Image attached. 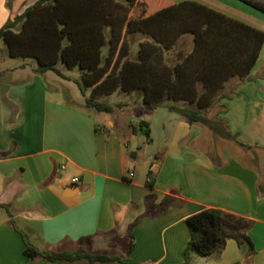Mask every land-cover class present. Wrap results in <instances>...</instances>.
Here are the masks:
<instances>
[{"label":"crops","instance_id":"0c3cea01","mask_svg":"<svg viewBox=\"0 0 264 264\" xmlns=\"http://www.w3.org/2000/svg\"><path fill=\"white\" fill-rule=\"evenodd\" d=\"M37 1L0 0V29ZM139 1L146 16L194 1L264 32V15L232 0ZM31 73L26 81H16L14 69L0 73V264H31L20 232L40 251L92 254L117 249L127 235L125 256L132 234L133 261L182 264L191 239L186 219L206 209L251 220L255 254L228 240L220 253L194 254L190 264H264V45L251 72L256 80L222 101L221 118L236 136V142L221 140L228 149H216L211 133L167 107L132 120L124 131L106 113L51 99L44 75ZM142 121L149 139L131 132L130 125ZM74 178L80 182L73 184ZM150 193L158 202L175 193L181 206L146 217Z\"/></svg>","mask_w":264,"mask_h":264},{"label":"trees","instance_id":"16d2710c","mask_svg":"<svg viewBox=\"0 0 264 264\" xmlns=\"http://www.w3.org/2000/svg\"><path fill=\"white\" fill-rule=\"evenodd\" d=\"M240 1L264 14V0ZM138 5L143 11L133 17ZM145 12L139 0H38L0 29V41L10 58L34 59L37 74L53 71L65 78L58 63L68 70L78 68L77 84L88 110L111 114L113 107L100 102V97L137 92L145 106L158 108L169 100L173 104L168 110L188 124L203 127L215 139L236 142L221 118L226 111L222 101L238 97L245 84L256 80L251 72L264 45V32L194 1L150 16ZM130 129L132 134L141 131L150 138L149 124L144 121ZM148 175L152 190L154 179L151 172ZM145 205V216L156 218L181 203L175 193L159 202L150 193ZM253 225L251 220L217 209L188 217L191 239L182 253V264H190L194 254L220 253L228 240L255 254L248 235ZM20 234L31 264H140L129 257L135 246L132 234L124 258L92 254L84 248L40 251L28 234Z\"/></svg>","mask_w":264,"mask_h":264},{"label":"rangeland","instance_id":"374dc122","mask_svg":"<svg viewBox=\"0 0 264 264\" xmlns=\"http://www.w3.org/2000/svg\"><path fill=\"white\" fill-rule=\"evenodd\" d=\"M12 0H8V4L11 3ZM237 5L252 11L254 13H258L260 15H264L261 12L254 10L249 7L247 4L241 2L240 0H232ZM143 11V7L138 5L134 11L132 12L133 17H138ZM137 52V47H134L133 53ZM107 53V48L104 49V54ZM37 67V63L34 59L31 58H10L7 53L6 46L3 41H0V73L4 72L8 69H14L15 71V80L16 81H26L32 75V70ZM57 69L65 76V78L59 76L56 72L48 71L44 74V84L46 89L48 90V95L51 99L59 98L61 102L72 101L73 104L79 107H84V96L78 87L77 81L80 78V70L78 68L75 69H65L62 63H58ZM91 94V90L86 91V95L89 96ZM102 103H106L113 107L114 112L111 114H102L103 116L110 117L112 122H117L118 127L123 129L124 131L128 130L129 124L132 120L149 118L152 112H154L153 107L145 106L142 97L137 92L131 93H123V92H115L110 96H102L98 99ZM9 103V101H7ZM173 103L169 100H165L160 107H167L172 105ZM85 108V107H84ZM159 108V107H158ZM86 109V108H85ZM88 110V109H87ZM95 113V112H93ZM97 115V114H95ZM206 133H210L205 129ZM144 137L140 135V143L144 140ZM212 139V138H211ZM216 140V142H214ZM215 143V147L228 149V143L223 142L218 139H213ZM128 244L127 235L121 236L118 239V247L106 249L103 251H99L101 254L107 256H125V248Z\"/></svg>","mask_w":264,"mask_h":264},{"label":"built area","instance_id":"2783aa9c","mask_svg":"<svg viewBox=\"0 0 264 264\" xmlns=\"http://www.w3.org/2000/svg\"><path fill=\"white\" fill-rule=\"evenodd\" d=\"M130 176L132 177L133 174H130ZM79 182H80V181H79L78 178H74V179H72V183H73V184H78Z\"/></svg>","mask_w":264,"mask_h":264}]
</instances>
